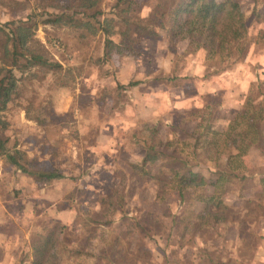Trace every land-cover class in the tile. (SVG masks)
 I'll use <instances>...</instances> for the list:
<instances>
[{
    "label": "rangeland",
    "instance_id": "1",
    "mask_svg": "<svg viewBox=\"0 0 264 264\" xmlns=\"http://www.w3.org/2000/svg\"><path fill=\"white\" fill-rule=\"evenodd\" d=\"M236 1L247 17L245 53H239L236 46L212 53L183 33L174 38L167 15L174 0H133L128 13L133 22L147 18L155 24L163 21L166 27L158 26L155 37L132 33V54L112 52L105 59L102 34L52 27L44 24L42 9L33 12L27 0H0V25L27 21L35 13L38 26L30 48L61 65L58 69L35 68V77L15 70L21 79L15 100L0 114L9 121L7 128L0 125L7 149L26 154L23 164L55 168L64 176L49 185L35 176H23L24 180L0 156V214L6 213L7 220L8 215L12 217L11 225L5 220L0 227L13 238L9 264H32V238L57 221L71 223L72 230L66 244L57 248L58 260L52 264H107L106 258L69 252L77 243V250L98 255L113 240V233L123 240L120 251L127 250L123 233L136 229L124 215L117 214L112 228L101 227L92 236L80 220L102 212L101 199L120 185L128 217L139 215L141 220L156 223L147 224L152 230L141 238L128 264H263L257 255L264 240V140L232 161L235 173L248 178L226 185L224 202L234 209L224 216L226 220L203 230L193 225L200 223L196 214L206 206L201 197L212 195L215 173L226 167L228 154L217 162V153L228 152L222 144L195 150L189 135L208 129L223 132L248 97L254 105L264 99V0ZM116 2L104 0L105 15L114 17ZM123 28L115 25L113 29L111 38L117 43ZM215 79L222 82L223 90L210 95L207 91L212 88L206 90L203 82ZM178 91L193 103L188 110L179 105L184 99L175 108ZM193 110L198 111L192 115ZM146 142L168 145L175 156L197 164L192 172L206 177L207 185L188 188L185 203H178L177 185L171 179L180 165L172 163L173 159L147 165L144 173L133 169L145 156Z\"/></svg>",
    "mask_w": 264,
    "mask_h": 264
},
{
    "label": "trees",
    "instance_id": "2",
    "mask_svg": "<svg viewBox=\"0 0 264 264\" xmlns=\"http://www.w3.org/2000/svg\"><path fill=\"white\" fill-rule=\"evenodd\" d=\"M27 5L33 9L42 11L44 24L52 27L68 28L74 30H84L83 34L91 35L102 34L104 36L105 59L114 52L120 54H132L135 43L131 34L139 36L155 37L158 35V26L164 29L165 22L158 21L157 24L142 18L138 22H133L128 13L132 9L133 0H117L114 6L113 16L104 14L101 5L104 0H27ZM33 2V3H32ZM30 4L34 5L30 6ZM124 5V8L119 9ZM168 18L172 25V35L176 38L180 34H184L192 39V43L196 42L202 49L212 53H223L235 47L239 53H245V37L247 33V17L243 12L241 5L236 0H174V7L169 12ZM34 15H30L27 21H14L4 26L0 25V114L5 113L8 106L14 102L16 93L19 88V79L14 71L18 70L22 74L33 75L35 68H61L59 64L51 63L43 54L30 48L35 32L37 31V20ZM38 16V13H36ZM145 23V24H144ZM115 25L124 26L118 33L121 36L120 42H115L112 35L114 34ZM155 25V28L150 26ZM82 35V36H84ZM37 73L33 76L35 77ZM198 110H193L194 115ZM264 123V99L260 105H254L252 98H247L245 107L239 111L235 118L230 121L227 129L223 132H214L210 129L205 133L197 134L194 131L189 135V140L194 141V149L198 150L201 145L208 147H217V145H225L228 153L221 150L217 153V162L222 160V155L228 154L226 157V167L218 169L215 173L216 181L211 184L214 191L211 196L201 197L200 201L206 206L201 213H197L195 219L200 223H188V226L197 225L200 230L203 228H216L223 223L233 207L225 205L224 197L226 195V185L234 180L245 181L248 177L242 173H235L231 168L232 161L240 159V154L244 149L260 144L264 140V132L262 125ZM0 125L2 128L9 126L0 115ZM160 142V141H159ZM144 145L145 156L141 164H135L134 170L145 172L147 165H156L166 159L172 163L180 165V169L174 168V175L171 179L177 185L178 203H185V195L188 188H203L207 185L206 177L192 172V167L197 166L189 161L188 158L175 156L176 151L170 150L169 146L158 147L159 144L152 146L149 142ZM229 149V150H228ZM197 153L196 151L194 152ZM4 155L12 165L19 171L30 176H35L39 182L46 185L51 184L55 179L63 178V174L55 171V168L41 169L31 165L23 164L21 161L26 154L12 152L7 149V142L0 137V156ZM27 158V157H26ZM241 162V161H240ZM243 162H241L242 164ZM219 166V165H216ZM173 170V169H172ZM134 172V171H133ZM263 180V179H262ZM264 182V180L262 181ZM121 185L114 189L111 194L101 199L102 212H93L87 215L88 219L83 218L81 225L88 231L89 235L95 233L101 228H112L116 223L117 214L124 215L123 219L131 221L135 231L125 230L127 250L120 251L123 240L116 233H113V240L105 245L104 250H100L98 255L93 253H85L84 250H77L76 244L69 253L78 256L84 255L87 258H106L107 264H128L129 256L133 259V253L136 252L137 245L141 242V238L148 237L150 229L148 223L156 224L153 221H145L139 219V215L128 217L127 211L123 209L125 199L121 196ZM161 189V188H160ZM133 198V197H132ZM132 201V199H131ZM126 215V216H125ZM80 218V217H79ZM221 219V220H220ZM76 220V219H75ZM126 220V221H127ZM180 221H184L181 219ZM177 223V221H176ZM174 224V221L172 222ZM71 223L63 221L55 222L51 227L43 229V232L33 237L29 248L32 251V264H52L58 260V247L64 246L69 240L72 230ZM176 226H174L175 229ZM204 232V231H203ZM144 235V236H143ZM146 235V236H145ZM131 236V239L127 237ZM143 236V237H141ZM90 238V237H89ZM76 242V241H75ZM78 245V244H77ZM122 248V247H121ZM130 249L132 252H130ZM124 253V254H123ZM29 260V259H27ZM23 259L21 263H25ZM139 264V263H138Z\"/></svg>",
    "mask_w": 264,
    "mask_h": 264
},
{
    "label": "crops",
    "instance_id": "3",
    "mask_svg": "<svg viewBox=\"0 0 264 264\" xmlns=\"http://www.w3.org/2000/svg\"><path fill=\"white\" fill-rule=\"evenodd\" d=\"M238 70H240V67H238L237 72H238ZM223 76H226V75H222V77ZM204 83H206L205 84V87H206L205 89L206 90L207 89L209 90L210 88H212L210 91H207L210 95H211V93L212 94H214V93L220 94L222 92V90H223L222 86L221 87L219 86V85H222V82L217 80V79L211 80V81L206 80V81L203 82V84ZM205 92L206 91H204V93ZM178 97L181 98V99L178 100ZM187 99L188 98L186 97V95L183 92L178 91L177 94H174V104H175L174 106H175V108L178 107V105H177V104H179L178 101H181V100H183L182 104H179V105H181V108H183L185 110V109L191 107L193 103L189 104L190 101H188ZM224 106L225 105H223V107ZM20 173H22V172L20 171ZM23 176L24 177H30L28 174L26 175V174L22 173V177L21 178H23ZM23 179L25 180V178H23ZM2 214H0V227L2 226V224L4 225L5 224V220H7L6 219L7 216H5L6 213H4L3 217H2ZM8 216L10 217V220H7L6 224H10L11 221H12V217L10 215H8ZM12 240H13L12 234L0 231V252L2 251L1 252L2 253V258L0 259V264H7V263L9 264L10 263V259L7 260V258L10 257V255L8 254V252H9L8 247H9V243ZM257 259H258V261H261L264 264V240H263L261 248L259 249V252H258V255H257Z\"/></svg>",
    "mask_w": 264,
    "mask_h": 264
}]
</instances>
